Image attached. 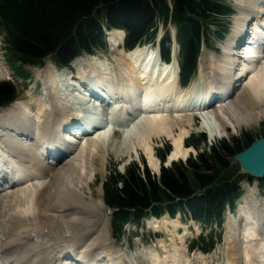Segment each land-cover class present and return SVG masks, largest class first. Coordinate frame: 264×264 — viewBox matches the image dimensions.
<instances>
[{
	"label": "bare ground",
	"instance_id": "6f19581e",
	"mask_svg": "<svg viewBox=\"0 0 264 264\" xmlns=\"http://www.w3.org/2000/svg\"><path fill=\"white\" fill-rule=\"evenodd\" d=\"M233 1L237 14L233 16L234 27L226 37L222 54L206 52L200 56L199 78L207 82L205 91L197 93L195 83L187 89L177 88L175 55L169 65H163L158 63L154 48L144 45L128 52L115 50L116 54L110 56L111 62L96 57L83 62L75 60L70 66L71 73L86 84L75 83L76 90L66 89L62 84L65 70L57 74L46 64L37 71L43 85L41 95L36 99L17 100L0 109V163L16 161L22 166L20 174L9 173V181L15 183L7 189L0 188V264H58L60 254L67 248L89 260L96 261L105 253L110 264H126L116 252L104 251L106 220L98 218L96 208L102 206V202H97L98 206L87 202L83 191L84 188L90 189L87 179H82L85 166H89L85 154L90 148L86 146L94 148L99 145L95 140L106 135L112 125L104 121V127L95 138L88 135L85 143L69 144L71 136L63 134L70 119L87 115L84 112L81 116L76 114L79 110L76 102L80 99L87 111L91 106L96 108L95 105L102 106L106 102V106L121 115V121L130 120L132 115L128 112V105L131 101L136 103L142 116L137 118H142L140 122L143 124L135 139L153 171H158L160 164L158 152L153 148L154 140L158 138L172 141L168 162L185 159L190 154L185 138L195 117L182 118L189 113L185 108L187 105L203 107L199 113L202 122L198 124V130L209 135L210 140L219 137L226 129L233 134L241 127L256 126L264 119V0ZM251 18L256 22L250 23L253 25L248 34L250 42H246L249 45L241 54L246 58L241 64L234 65L231 57L234 42L243 36ZM123 35L119 30L107 32L111 49L121 44ZM245 52L246 56H243ZM82 86L97 91L104 102L88 100ZM107 93L110 97L106 96ZM178 95L185 96L186 101L176 103L172 98ZM109 99L114 101L109 103ZM211 99L214 101L209 105ZM216 104L217 109L210 111ZM168 111L173 112L171 120L162 115ZM87 116L84 118L91 126L97 124ZM123 128L125 123L118 125L117 130ZM33 135L48 137L64 152L57 148L50 157L34 156L28 141ZM58 151L63 157L58 156ZM20 178L25 181L18 183ZM244 190L238 203V215L226 220L225 229L232 237L231 230L243 222L242 247L239 248L245 253L244 264H264V207L259 205L250 187ZM148 221L154 226H167L173 224L174 219ZM154 256L144 252L145 259L152 260ZM209 256L199 254L192 261L206 264ZM89 260L85 258V261ZM240 263L237 256L228 264Z\"/></svg>",
	"mask_w": 264,
	"mask_h": 264
},
{
	"label": "trees",
	"instance_id": "16d2710c",
	"mask_svg": "<svg viewBox=\"0 0 264 264\" xmlns=\"http://www.w3.org/2000/svg\"><path fill=\"white\" fill-rule=\"evenodd\" d=\"M170 11L166 0H0V32L7 61L15 76L27 79L15 66H41L51 57L57 66H66L76 56L91 54L103 46V29L125 32V47L154 40L157 22L170 18L176 27V42L180 52L182 80L187 81L195 69L203 42L209 46L210 27L218 31L216 40L227 31L224 21L231 13L225 0H172ZM168 37L161 43L162 53L168 58ZM16 99V87L10 81L0 82V107ZM264 130V129H263ZM264 134V131H262ZM205 142L203 134L197 136ZM251 142L243 134L240 141H219L208 153H198L185 164L172 163L160 167L159 176L131 163L120 173L115 168L102 185L103 202L111 211L110 223L114 235L125 224L141 226L144 219L166 214L189 213L204 224L219 226L222 207L232 205L239 195V178L221 172L227 159L243 150L239 144ZM190 145V144H189ZM192 145V144H191ZM195 147V146H194ZM169 146L158 154L164 161ZM264 186V179L262 180ZM199 238L192 248H198ZM202 244V243H201ZM211 240L202 251L211 248Z\"/></svg>",
	"mask_w": 264,
	"mask_h": 264
},
{
	"label": "rangeland",
	"instance_id": "374dc122",
	"mask_svg": "<svg viewBox=\"0 0 264 264\" xmlns=\"http://www.w3.org/2000/svg\"><path fill=\"white\" fill-rule=\"evenodd\" d=\"M167 3L171 5V0H167ZM230 4L232 5L233 9L236 10L234 12V15L237 14V8L236 4L232 0L230 1ZM228 22L229 24V31L225 36H227L230 31L233 30L234 27V21H233V14L224 21H220V23ZM157 39H162L166 34H169L170 39L173 37L174 33V27L173 25H170L169 22L166 24L159 23L157 26ZM213 31V35H216L215 28L213 27L211 29ZM210 34V33H209ZM211 35V40H209V44L212 49H205L204 47L201 48L199 58L197 60V63L200 61V56L203 53H214L218 51L217 55H220V48L221 46H224L225 39L222 41H216L214 37ZM3 35L0 32V71L2 73V77L0 78V81H11V83L17 88L16 90V97L19 99H25L28 100L30 97H38L41 95L42 92V86L38 85L36 81L37 79V68H34L29 65H19V63H16L15 66L18 70L22 71L23 74L28 75L30 78L28 81L20 80L19 78H16L12 75L11 66L9 62L7 61V52L3 50ZM224 44V45H223ZM106 51H109L111 49L110 45L107 43ZM217 50L216 52L210 51V50ZM219 49V50H218ZM116 54V51L113 53ZM111 56H114V55ZM102 54L97 53L96 56L98 58H101ZM83 62V61H81ZM54 60L52 58H48L44 62V66L47 65H53ZM52 67V66H51ZM14 73V72H13ZM204 80V79H203ZM205 81V80H204ZM207 82L205 81V84ZM218 105H214L211 107L210 111H214L217 109ZM6 108V107H4ZM1 109V108H0ZM164 114L165 118L168 120L173 119V113L171 112H165ZM132 120V125L129 122H126L125 125L128 126L126 128L130 131L131 135H128L127 138H124L121 136L118 132L114 133L111 138L104 143L103 145H97L94 148H90V151L86 152L85 159L86 164H89L85 166V176L82 179H87V184H89L90 189L84 188L83 191L86 195V201L89 203H92L95 206L97 205V202L101 201L102 206L96 207L98 210V218H104L106 227H107V240L105 241V244L103 246L104 251H114L117 253V255L120 256V259L124 261L126 264H200V262H194L192 261L193 258L198 256L200 253L199 251H193L190 252L188 250V246L190 245V241L197 237V235L203 231V235H206L210 233L212 230L210 228H203L202 225L193 222L192 220H177L174 219L173 224H169L167 226H154L150 224H144L143 229L138 228H131L129 226H125L123 232V236L120 239H113L112 233H111V223H110V211L107 209V207L104 205L102 201V183L105 182L106 177L109 175V173L115 168L118 172L123 173L125 167H127L131 163H136L138 166L142 167V162L144 163V166L148 169L149 173L156 176L158 175V171H153L147 162L145 154L142 152L141 148L138 146V141L136 134H138V131H141V128L139 129L140 118H137ZM191 116V113H186L182 118H189ZM171 118V119H170ZM136 121V122H135ZM139 122V123H138ZM135 123V124H134ZM195 123V120L193 121V124ZM130 124V125H128ZM142 127V126H141ZM135 129V131H134ZM264 129V119H262L258 125L256 126H250L248 128L241 127L239 130H237L236 133H231L228 129H226V132L220 133L219 137L217 136L216 139L210 140L207 135L204 133L205 142L203 144L199 143L197 141V136L199 133L197 125L191 126L190 132L188 133L190 136L186 140V143L192 144V146L195 147H188L190 149V154L188 153V156L184 159H173L172 163H180L185 164L186 160L188 158L194 160L196 155L198 153H208L209 148L213 145H216L219 141L225 140L226 142H231L232 140L240 141L242 139L243 134H245L248 139L251 141L264 136L263 130ZM137 130V131H136ZM175 131L176 128H175ZM222 134V135H221ZM188 137V136H187ZM136 138V139H135ZM87 142V139H85ZM83 143L84 140L82 141ZM172 141L165 139V138H158L154 140L153 148L155 149V152L158 154L161 151H164L166 148V145L169 146V148H172L171 146ZM173 145V144H172ZM246 144L240 143L239 147L243 149ZM108 149V150H107ZM136 149L137 152L134 151ZM138 149V150H137ZM95 150V152H94ZM141 150V151H140ZM112 153V154H111ZM89 156V158L86 157ZM93 155V156H92ZM106 156V157H105ZM110 156V157H109ZM104 157V158H103ZM103 158V159H102ZM105 161V162H104ZM88 162V163H87ZM92 163V164H91ZM171 163V164H172ZM91 166V167H90ZM164 167H168V165L162 164ZM229 175L234 178H239L240 183L242 186L248 184V182H251V187L255 188L256 196L258 199L264 200V193L260 192L257 188L259 186L257 185L258 182L256 181H247V176L241 172L239 169L238 164L236 163L234 156H230L227 159V167L221 172V174ZM253 190V189H251ZM254 192V190H253ZM245 193V192H244ZM91 196V197H89ZM92 198V199H91ZM260 203L259 205L261 207H264V201H258ZM240 203V202H239ZM238 209L235 210L234 213H231L230 211H227L224 215V222L229 217L237 216ZM168 219V218H166ZM243 222H239L238 226L235 225L234 229L231 230L233 233V236L226 232L224 223L222 226V234L220 236L221 240L218 242L214 248L213 251H211L210 256L208 257V261L206 264H228L229 261L234 260L235 258L240 259V264H244L246 261V257L244 258L245 254L242 252L241 246V231ZM215 230L213 232H216V234L220 233V228H217L213 226ZM244 228V227H243ZM132 232L137 234L138 236L129 239V236H131ZM241 232V233H240ZM220 235V234H219ZM230 235V237H229ZM235 238V239H234ZM233 240L235 242L233 243ZM173 242V243H172ZM237 243L238 245H235ZM150 252L153 255L155 254L152 261H148L144 258V252ZM179 251V252H178ZM154 252V253H153ZM174 252V253H173ZM173 254L176 256L173 257ZM105 253L103 254L102 260L106 263L108 261V257H105ZM180 255V256H179ZM230 255V256H229ZM170 257V258H169ZM178 257V258H177ZM177 258V259H175ZM205 258V257H204ZM148 259V258H147ZM176 262V263H175ZM118 264V263H117Z\"/></svg>",
	"mask_w": 264,
	"mask_h": 264
},
{
	"label": "water",
	"instance_id": "95a60500",
	"mask_svg": "<svg viewBox=\"0 0 264 264\" xmlns=\"http://www.w3.org/2000/svg\"><path fill=\"white\" fill-rule=\"evenodd\" d=\"M234 159L242 173L252 178L262 179L264 177V136L237 152Z\"/></svg>",
	"mask_w": 264,
	"mask_h": 264
}]
</instances>
